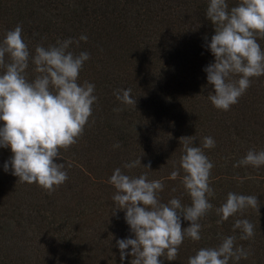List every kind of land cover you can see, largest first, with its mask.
Returning <instances> with one entry per match:
<instances>
[{
  "label": "trees",
  "instance_id": "obj_1",
  "mask_svg": "<svg viewBox=\"0 0 264 264\" xmlns=\"http://www.w3.org/2000/svg\"><path fill=\"white\" fill-rule=\"evenodd\" d=\"M208 2L0 0V41L17 25H22L33 53L36 44L47 47L86 35L87 42L73 44L71 50L90 53L79 83L94 84L98 97L84 134L61 150L56 162L65 163L68 180L54 191L19 183L4 170L11 149L0 148V264H131L130 255L121 260L117 241L135 237L124 211L112 215L116 190L108 181L116 168L134 176L147 172L149 179L163 180L162 202L177 197L191 205L181 183L183 170L174 181L168 177L180 168V138L194 135L195 146L209 136L216 142L204 150L214 164V207L200 220L201 240L186 238L177 259L162 257L163 264H188L200 248L219 245L233 235L236 219L255 225L254 238L237 239V245L251 249L239 264H264V166L234 167L249 150H264V76L252 78L251 87L230 110L211 103L208 93L213 89L204 68L215 60L206 47L215 29L206 17ZM239 2L227 0L229 9ZM257 42L264 50V38ZM27 74L34 78V65ZM129 88L136 106L114 95ZM117 142L120 148L114 147ZM137 158L144 166L151 163L152 171L123 167ZM229 192L258 197L260 211L247 209L218 224L215 209ZM188 226L182 218V227ZM235 235L239 237V230Z\"/></svg>",
  "mask_w": 264,
  "mask_h": 264
},
{
  "label": "clouds",
  "instance_id": "obj_2",
  "mask_svg": "<svg viewBox=\"0 0 264 264\" xmlns=\"http://www.w3.org/2000/svg\"><path fill=\"white\" fill-rule=\"evenodd\" d=\"M206 17L215 29L211 42L206 44L215 58L204 68L213 89L208 99L217 109L228 111L251 87L252 78L264 76V50L257 42L258 37L264 38V0H240L231 9L227 0H209ZM87 39L81 35L79 39L57 40L47 47L39 43L33 53L23 37L22 25H17L0 41V68L4 69L0 73V148L11 149L13 155L4 170L18 177L19 183H36L52 192L68 180L65 163L56 161L61 160L62 149L68 150L84 134L98 101L94 84L79 83L90 53L71 50L73 44L79 47L80 41ZM30 64L36 73L33 79L27 74ZM131 93V88L117 89L114 95L121 103L136 106ZM179 142L183 147L180 168H174L168 179L176 180L183 170L181 183L191 205H183L177 197L162 202L164 182L149 179L147 172L134 176L116 168L108 181L116 190L112 215L124 211L135 237L117 241L122 261L130 255L131 264H163L162 257L172 262L186 238H202L200 220L213 210L210 198L215 195L210 186L214 164L204 150L214 148L216 142L209 136L203 138L201 146H195V135L181 137ZM114 147L120 148V142ZM240 166H264V150H249L234 165ZM123 167L152 171L151 163L144 166L141 158ZM247 209L260 211L259 198L229 192L226 202L215 209L220 217L217 223ZM182 218L190 226L182 227ZM237 230L239 237L235 235ZM232 232L219 245L200 248L189 257L188 264H239L247 259L251 249L237 245V239L254 238L255 225L248 219H236Z\"/></svg>",
  "mask_w": 264,
  "mask_h": 264
}]
</instances>
